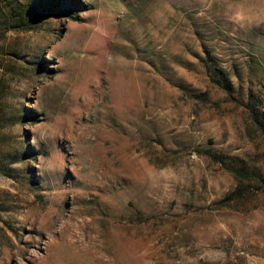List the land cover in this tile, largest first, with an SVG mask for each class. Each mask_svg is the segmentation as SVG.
Instances as JSON below:
<instances>
[{
  "label": "rangeland",
  "instance_id": "1",
  "mask_svg": "<svg viewBox=\"0 0 264 264\" xmlns=\"http://www.w3.org/2000/svg\"><path fill=\"white\" fill-rule=\"evenodd\" d=\"M55 3L0 0V264H264V0Z\"/></svg>",
  "mask_w": 264,
  "mask_h": 264
},
{
  "label": "trees",
  "instance_id": "2",
  "mask_svg": "<svg viewBox=\"0 0 264 264\" xmlns=\"http://www.w3.org/2000/svg\"><path fill=\"white\" fill-rule=\"evenodd\" d=\"M56 1L57 3L50 6L49 8L47 7L46 9L52 11L55 10L56 8L62 7L61 3L63 2V0H56ZM17 21L20 22L19 26H21L25 22L22 19H19ZM248 108L254 126L264 137V112L257 106V103L255 102V100H253V98L249 99ZM4 117L7 116L2 114L1 118ZM223 162H225V160H223ZM229 170L234 174V177L239 181V185L237 187V190L235 191L236 195L242 194L243 192H246L250 188L249 185L246 184L247 181H258L261 182L264 186V176L257 168H250L246 165H240L238 163H230Z\"/></svg>",
  "mask_w": 264,
  "mask_h": 264
}]
</instances>
